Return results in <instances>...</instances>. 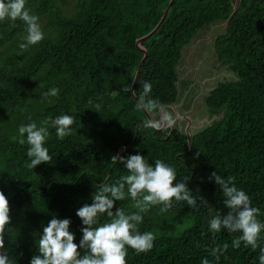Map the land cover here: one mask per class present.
<instances>
[{
    "label": "trees",
    "instance_id": "1",
    "mask_svg": "<svg viewBox=\"0 0 264 264\" xmlns=\"http://www.w3.org/2000/svg\"><path fill=\"white\" fill-rule=\"evenodd\" d=\"M168 1L75 0L65 13L60 0H27L26 7L44 20V39L26 51L19 48L25 25L0 23V49L12 46L0 62V191L11 210L4 241L14 264H30L53 215L71 220L69 231L78 244L77 209L92 203L98 184L124 174L122 164L110 162L113 155L135 154L150 164L159 159L174 167V183L189 176L187 186L197 204L181 202L164 214L153 207L144 214L139 230L156 235L154 247L141 254L129 249L127 264H201L203 258L213 264H259L258 250L233 249L238 234H213L208 221L213 212L227 214L222 193L209 180L213 171L234 177L264 221V0H238L233 14V0H173L156 31L139 43L146 55L131 94L142 57L135 41L157 24ZM226 19L213 51L234 78L216 83L204 99L207 109L221 112L220 118L190 135V147L176 128L144 127L146 116L136 108L143 83L152 85L150 95L161 105H174L181 49L199 29ZM52 88L60 90L58 96H42ZM95 103L102 105L99 113ZM157 113L148 114L155 119ZM61 114L75 117L72 134L59 140L50 129L45 147L52 160L28 169L27 145L13 139L18 127L29 118L39 125ZM116 207L134 211L129 200ZM166 225L182 230L160 231ZM224 243L229 247L219 260L209 256L208 250Z\"/></svg>",
    "mask_w": 264,
    "mask_h": 264
},
{
    "label": "clouds",
    "instance_id": "2",
    "mask_svg": "<svg viewBox=\"0 0 264 264\" xmlns=\"http://www.w3.org/2000/svg\"><path fill=\"white\" fill-rule=\"evenodd\" d=\"M26 3L27 0H0V23L9 21L14 25L16 21H20L25 25L27 35L19 45L21 51L28 50L44 39L39 17L26 7ZM142 87L143 92L137 98L136 108L147 113L160 111L161 103L150 95L152 85L145 81ZM59 91L58 88H52L42 93V96L56 97ZM92 103L89 100V104ZM101 107V103H95L94 111L99 113ZM152 119L143 126L160 130L161 124ZM163 119L167 122L166 127L175 124L169 114H164ZM29 120V123L18 127L17 136L13 139L19 145H27L26 156L29 162H26V167L33 170L52 160L48 148L45 147L50 136L49 130L54 129L57 139L64 140L72 134L71 126L75 117L61 114L54 118H45L39 125L32 122L31 118ZM110 162L113 165L119 162L125 172L112 183L98 184L91 194L92 203H85L77 209L75 215L82 224L79 243L74 242L75 235L69 231L71 220L53 215L42 229L36 254L30 259V264H127L129 249L141 254L154 247L156 235L152 231L139 230L144 214L153 207H158L159 213L164 214L181 202L189 207L197 204V198L187 186L189 176L174 183L177 181L175 168L162 160L157 159L150 164L144 156L135 154L127 157L113 155ZM209 180L218 186L223 197V207L227 209V214L220 211L212 213L208 221L209 230L213 234L222 230L229 235L238 234L233 236L231 247L238 249L243 245L253 251L258 250L259 264H264V221L259 219L262 215L260 209L252 206L251 198L242 188L236 186L234 177H222L213 171ZM124 200L131 202L134 211L128 212L116 207L118 201ZM10 211L8 198L0 191V264H14L9 258L4 241L6 226L11 224ZM103 216L107 219L101 222L100 218ZM228 247L229 244L224 243L206 250L209 251V256L219 260ZM201 264L213 262L203 258Z\"/></svg>",
    "mask_w": 264,
    "mask_h": 264
},
{
    "label": "rangeland",
    "instance_id": "3",
    "mask_svg": "<svg viewBox=\"0 0 264 264\" xmlns=\"http://www.w3.org/2000/svg\"><path fill=\"white\" fill-rule=\"evenodd\" d=\"M74 1L60 0V7L65 13H68ZM39 23L42 28L44 20ZM222 27L221 24H212L201 28L190 43L181 49L180 59L176 67L178 76L176 103L180 106V112H177V116L174 112H167L168 109L165 112L175 120L172 128H176L181 132L186 131L189 135L198 132L210 125L212 121L220 118L221 112L207 109L204 99L216 83L234 78V75L228 71L227 66L216 60L213 51V38L222 32ZM26 35L27 33H25ZM11 50V44L0 49V62H4L10 55ZM158 116L152 121L159 122L160 117L163 118V115ZM148 213H151V210ZM161 230L167 233H178L182 230V226L172 228V226L166 225Z\"/></svg>",
    "mask_w": 264,
    "mask_h": 264
},
{
    "label": "water",
    "instance_id": "4",
    "mask_svg": "<svg viewBox=\"0 0 264 264\" xmlns=\"http://www.w3.org/2000/svg\"><path fill=\"white\" fill-rule=\"evenodd\" d=\"M172 1H173V0H169V1H168V3H167V5H166V8H165L164 12L162 13V15H161L159 21L157 22V24L152 28V30H151L150 32H148L147 34L143 35L142 37H140L139 39H137V40L135 41V47H136V49H137L138 51H140V52L142 53V57H141V59H140V61H139V64H138V66H137V68H136V70H135V73H134L133 78H132V80H131V84H130V86H129V92H130L131 94H133V87H134V85H135V82H136V79H137V75H138V72H139L140 66H141V64H142V62H143V60H144V58H145V55H146V51H145V49H144L139 43H140V41L144 40L145 38H147L148 36H150L151 34H153V33L156 31V29L158 28V26L160 25V23H161L162 20L164 19L165 15L167 14V12H168V10H169V8H170V6H171ZM237 2H238V0H233V2H232V10H231V14H233V12H234V10H235V8H236ZM231 14H230V15H231ZM226 22H227V19H226V20L223 22V24H221V25H222V26H225ZM134 99L136 100L135 97H134ZM136 101H137V100H136ZM170 108L173 110L174 114L177 116V113L175 112L174 107H173V106H170ZM143 112H144V111H143ZM161 112H162V109L159 111V116H161ZM144 114H145V116H146L147 121L151 120L150 115H149L147 112H144ZM160 120L162 121L161 128L164 127V126H166V123H165V121L163 120L162 117H160ZM171 128H172V127H169V130H171ZM153 129H154V128H153ZM184 133H185L186 138H187V144H188V147H190V144H189V138H190V135H189L186 131H185Z\"/></svg>",
    "mask_w": 264,
    "mask_h": 264
},
{
    "label": "flooded vegetation",
    "instance_id": "5",
    "mask_svg": "<svg viewBox=\"0 0 264 264\" xmlns=\"http://www.w3.org/2000/svg\"><path fill=\"white\" fill-rule=\"evenodd\" d=\"M176 103V102H175ZM170 106H173L174 107V109H175V112L177 113V112H180V106L176 103L175 105H162V112H161V115H163L164 116V114H168L167 112H169V111H171L172 113H173V110L170 108ZM166 109H168V111L167 112H165V110ZM178 114V113H177ZM159 115V111H158V113H157V115H154L153 117L155 118V116H158ZM174 115V114H173ZM159 117V116H158ZM164 120V119H163ZM165 121V120H164ZM165 123H167L166 121H165Z\"/></svg>",
    "mask_w": 264,
    "mask_h": 264
},
{
    "label": "crops",
    "instance_id": "6",
    "mask_svg": "<svg viewBox=\"0 0 264 264\" xmlns=\"http://www.w3.org/2000/svg\"><path fill=\"white\" fill-rule=\"evenodd\" d=\"M200 30V29H199ZM215 38V37H214ZM213 38V39H214ZM177 82H178V77H177V81H176V89H177ZM178 91V90H177ZM178 94V93H177ZM161 124H162V122H161Z\"/></svg>",
    "mask_w": 264,
    "mask_h": 264
}]
</instances>
